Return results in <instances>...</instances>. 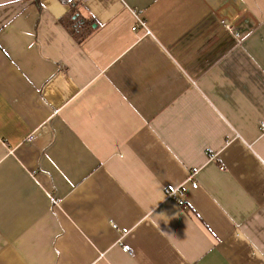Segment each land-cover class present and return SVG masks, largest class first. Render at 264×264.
I'll list each match as a JSON object with an SVG mask.
<instances>
[{"label": "crops", "instance_id": "1", "mask_svg": "<svg viewBox=\"0 0 264 264\" xmlns=\"http://www.w3.org/2000/svg\"><path fill=\"white\" fill-rule=\"evenodd\" d=\"M0 264H264V0H0Z\"/></svg>", "mask_w": 264, "mask_h": 264}, {"label": "built area", "instance_id": "2", "mask_svg": "<svg viewBox=\"0 0 264 264\" xmlns=\"http://www.w3.org/2000/svg\"><path fill=\"white\" fill-rule=\"evenodd\" d=\"M60 1H62L63 3H65L67 5H75V3L78 0H60ZM140 28L146 30V24L143 20H141L138 16H136V24H135V27L133 28V30L136 31L137 29H140ZM192 185L194 188L197 187V185L195 183H193ZM165 194H166L167 198L177 199L180 205H184V201L179 199V196L182 194V191L180 189H177V190H169L168 189V190H166ZM124 251L127 252L128 254L133 253L131 247L127 246V245L124 246Z\"/></svg>", "mask_w": 264, "mask_h": 264}, {"label": "trees", "instance_id": "3", "mask_svg": "<svg viewBox=\"0 0 264 264\" xmlns=\"http://www.w3.org/2000/svg\"><path fill=\"white\" fill-rule=\"evenodd\" d=\"M91 23H85V26H87L88 28H86V32H85V34L86 35H84L83 37H79V35H77L76 34V32H78L79 30H77L76 29V26H69L68 28H69V31L72 33V36H74V38L79 42V43H82L83 42V40L91 33V25H90Z\"/></svg>", "mask_w": 264, "mask_h": 264}]
</instances>
